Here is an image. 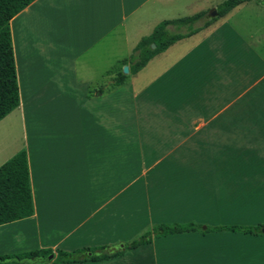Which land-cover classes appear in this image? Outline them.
<instances>
[{"label": "crops", "instance_id": "obj_1", "mask_svg": "<svg viewBox=\"0 0 264 264\" xmlns=\"http://www.w3.org/2000/svg\"><path fill=\"white\" fill-rule=\"evenodd\" d=\"M223 1L34 0L10 20L19 105L0 121V165L26 152L34 213L0 225V256L50 250L51 260L31 264H264V229L115 249L158 223L264 224L261 4L234 8L112 83L157 24ZM14 121L18 145L9 139ZM99 247L123 254L53 262L57 250Z\"/></svg>", "mask_w": 264, "mask_h": 264}, {"label": "trees", "instance_id": "obj_2", "mask_svg": "<svg viewBox=\"0 0 264 264\" xmlns=\"http://www.w3.org/2000/svg\"><path fill=\"white\" fill-rule=\"evenodd\" d=\"M34 0H0V121L15 110L19 105V91L14 62V53L10 35V20L26 8ZM256 2L264 7V0H225L215 7L216 16L210 17L209 12H199L191 16L165 20L157 24L150 35L143 37L134 47L128 60L129 74L140 71L154 56L165 51L175 42L188 38L208 27L217 18L223 17L234 8L247 3ZM154 44V48L151 45ZM128 75L121 71L114 77V86L122 85ZM34 213L30 175L26 152L21 149L10 159L0 165V225L29 218ZM264 229V224L255 227L215 226L206 227L194 223H158L143 233L138 239L125 243V251L147 245L154 238L165 237L189 232L231 231L257 235ZM99 248H84L72 252L56 251L54 263H84L103 261L117 257L123 252L113 254L101 253L87 256L86 252L94 253ZM50 250H35L18 255L0 256V264H31L46 263Z\"/></svg>", "mask_w": 264, "mask_h": 264}, {"label": "rangeland", "instance_id": "obj_3", "mask_svg": "<svg viewBox=\"0 0 264 264\" xmlns=\"http://www.w3.org/2000/svg\"><path fill=\"white\" fill-rule=\"evenodd\" d=\"M259 1V0H258ZM253 3L257 4L256 2L252 1ZM262 11H257L259 12L260 15H262L264 17V8L261 9ZM11 128L12 130H9V139L10 141L12 140L14 143H16L17 145L21 143V135H20V132L18 130V126H17V123L14 121L12 122L11 124ZM11 149H9L10 151ZM1 151V150H0ZM7 151V150H6ZM5 151V152H6ZM4 152V153H5ZM6 154V153H5ZM3 160L2 158V153H0V162ZM151 225L148 226L146 229L143 230V232L139 233L138 235H134V237H132V240H135V239H138L143 233H145L146 231L150 230L151 229ZM51 255V254H50ZM48 255V257L50 256Z\"/></svg>", "mask_w": 264, "mask_h": 264}, {"label": "water", "instance_id": "obj_4", "mask_svg": "<svg viewBox=\"0 0 264 264\" xmlns=\"http://www.w3.org/2000/svg\"><path fill=\"white\" fill-rule=\"evenodd\" d=\"M209 16L212 18V17H215L216 16V11L215 10H213V11H211L210 13H209ZM155 46H154V44H152L151 45V48L153 49ZM122 73L124 74V75H127L128 73H129V68H128V65H124L123 67H122ZM115 249L116 250H124L125 249V245L122 243V244H119V245H117L116 247H115ZM102 252H94V253H92V252H86V255L87 256H92L93 254L94 255H99V254H101ZM113 252H108V254H112ZM52 259V255H50L49 257H47V260H51Z\"/></svg>", "mask_w": 264, "mask_h": 264}]
</instances>
